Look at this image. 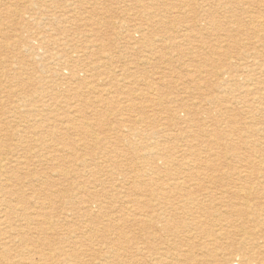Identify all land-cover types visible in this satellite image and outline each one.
I'll list each match as a JSON object with an SVG mask.
<instances>
[{"label": "bare ground", "instance_id": "bare-ground-1", "mask_svg": "<svg viewBox=\"0 0 264 264\" xmlns=\"http://www.w3.org/2000/svg\"><path fill=\"white\" fill-rule=\"evenodd\" d=\"M6 1H8V0H6ZM11 1H13V0H11ZM16 1H14V2H16ZM23 1H25V0H23ZM23 1H21V3ZM81 1H83V0H81ZM164 1L163 0L162 1L161 0H149L148 3H144V0H131V2L133 4H128L127 5L128 9H126V11L127 12L131 11L132 15H129L127 17L123 16V18L121 17V20H120V18H118L117 23L116 22H110L109 21L110 18H108V17L104 18L107 20V21H104L106 23V25L110 24L111 26H113L115 28H118L120 30L122 29V33H119V35H123V38L120 39V40H122L121 42L117 41V39L113 43H111V42L105 43L104 40L98 41L102 37V36H99L98 32H97V28H98L97 23L98 22L89 19V20H91V22H90V25L87 24L88 27L94 28V29H92V34L89 32L90 37L92 35V38L94 39V41H91V42H93L94 44L92 46H89V47H88V45L87 46H81V47L73 45V47L71 48V51H69L71 53L61 54V55L57 54L58 58H56V59L54 58L55 62L56 61H58L60 63L63 61L73 62L75 64L74 68H77V69L79 67H82V66L85 67V68H83V67L80 68V69H83L85 74H86L83 80L78 79V77L81 74L79 75L78 74L79 72L75 69L72 70L71 75L74 77L75 80L78 81V83L80 85H83L85 87V89L87 88L86 89L87 93L85 90L81 91V89H79V88H77L75 90V92H74L75 96L73 98L69 97V98H71V100H74V102H72L73 105L71 106V104H70V106L68 107L69 110H70V108L72 109L69 112L65 110L62 113H60L61 109L58 108L60 106V104H58V103L56 104V103L50 102V101H42V98H39L38 103L35 105V107L32 109V111H30L26 115L22 116V114H20V113H18V114L15 113L18 110V107L16 105L11 104L15 111H14V115L10 114V115H12L9 117L11 119L7 120V122H6L9 125H12L10 128L16 129V127H18L22 130L25 129V128H23L24 126H22L21 124L19 125L20 122L24 123L26 125L32 123V126L36 127V128L43 126V127H46L48 130L47 136L53 137L54 141L52 139H49L50 137L47 138V139H49V140H47V139H42L43 137L39 136L37 140L34 138L35 139V146L33 147L30 145V143L28 141H24L26 136H19L18 135V134H20V132L21 133H25V132H22L18 129L16 131L14 130L15 133L17 132V135L19 137H21L22 139L19 140L18 147L14 148V149H10V147L5 149V148H3V146L0 147V155L2 156V158L0 159V179H2L3 181L5 180L4 183H6L7 180L12 181V179L13 180L17 179L18 177L16 176L17 175L16 171L18 169H21V168L23 169L27 165V162H26L27 160H23V159L19 160L18 158L14 159V157H10V155H12V153L16 154V152H19V151H22L24 154H28V153L32 152V154H34L36 158H40L41 161L45 162L46 164H49L50 161H54L56 157L59 158V157L67 156L66 154L68 152H71V153H69V154H71V157L72 156L76 157L74 159L78 160L80 158L79 157L80 155H76V153L72 152V150L66 151L65 146H68V144H65L63 142L58 143L56 141V139L59 136H64L65 141L67 139H69V137L71 135L69 134L70 136L67 137V133L70 131V129H72L74 131L80 130L81 134H84L85 136L88 137V134H89L88 129L96 127L97 129L96 128L93 129L92 133L94 135L91 136L92 140H91L90 144L92 143L91 145H93L94 147L98 144H100V145L104 144V146L105 145L109 146L110 149L108 151L104 150V151L97 152V154H94V155L92 154L93 156H96L98 158V160L99 159L102 160V163H104V164L109 162L106 158H126L127 159L130 156H132L133 158H138V160L142 162V165H141V163H138L141 165L140 166L141 169H139V167H137V166L133 167V169L131 168V172H136V174L134 177L130 178L127 176V174H123L121 170L118 171V169H117L118 165H119V163H121L119 161H114L109 166H107L111 170H104V167H105L104 164L101 165L100 163H96V162H94V159H92V160H90V159L84 160L83 159L81 162L79 160V163H81V165L83 164L82 167H85L84 168L86 170V172L84 171L86 173L85 174V177H86L85 180H88L89 185L93 184L95 188L100 187V189H102L101 187L105 185V184H103V181H105L106 179H104L102 181L101 177L104 175V177L109 179V178L113 177L114 175H116V173L114 171H117L120 173V178H122V180L129 182L133 186V191H131L132 189H130L129 195H124L123 194L124 191L122 192L124 197H122L123 200H121V201H123L122 205L125 209V213H121L119 210L116 211L114 209L113 210L111 209L112 211H106L105 209H107L108 206L104 205L105 201L102 200L101 196L98 195L96 191H90V189H84L83 193L85 194V196H83V197H82V195H80L81 193L74 194V197L71 199L72 200V206L70 208V213L66 214V216L63 218H60L59 221L56 222V225H58V223H60V222L67 224V222L69 220H75V217L78 219L79 218L78 216L81 217L80 221H82L83 224L84 225L86 224V226H88V227L91 224H94L93 226L98 224L96 222H98L99 219H102L104 221V223L101 222L103 224L101 229H99V228L96 229V226L94 228L92 227V230H90V228L88 230L86 229V231H89L87 234L82 233L80 231V228H75L72 231L67 229L66 238L64 239L66 243H70V241H71L75 245L80 244L83 246L84 245L83 239L89 240L90 238H93L94 236H98V238H99V236L101 234H102L101 236L108 235L107 240L103 241V243H105V245L107 246L106 249L109 250L110 254L112 253L113 250L115 253H117L112 258V264H120L118 262L115 263V260L119 259L120 257L123 259H124V257H127L125 259H126V263H128V264L129 263L134 264L133 260L136 261V264H264V154L257 152L258 151L257 147H260V148L263 147L264 148V122L261 123V125L263 126V129H259L258 126L255 125L251 121H248L247 123H244V125L242 127H239L234 122L235 120H233L234 116H232V118H231V115H230V114H232V112H234V111L236 112L238 110L237 109L238 106H241L242 113L248 115L247 119H249V117H250L254 121V119H253L254 114L255 115H261L262 114L260 119L264 116V43L262 42L264 39L262 41H261V39H258V41L261 43L260 46L262 47V49L261 48H260V50L255 49L254 53L250 52L251 54L243 57V59L239 58V60L241 59V62L243 60L241 65L235 67V64L233 63L234 62L233 61L230 64V66H232L233 69L229 68L224 73L217 71V69L215 71L213 70L214 72L211 75L215 78V82L224 83L223 85H225L226 88H223V86H219V85L217 87H215L214 84L209 83L210 87H207V89L203 91L202 88L204 87V84L207 85L208 81H211L212 79L208 80L207 77L209 75L204 77L203 74L205 72L206 73H209V72L207 70L205 72H203L202 69L204 67L206 69V67L208 66V62H211V60L203 58L202 57L203 55L201 54L203 52H199V53L197 52V54H196V52H192L191 50L190 51L188 50L187 51L188 55L187 54L186 55L189 56V52H190V54H191L190 56L192 57L194 64L196 62L198 65L195 67V70L193 71L194 73L189 75V77H188L189 80L186 81L187 84L186 83L185 84L179 83L181 81V80L178 81L179 79L173 80L175 77L173 79L169 78V80H166V78H163L162 75H160L161 76L160 77L157 72H156V75L159 78L158 83L153 82V81L145 82L144 78L147 81V76H149L148 75L149 71H147V66L150 64L151 65L156 64V63H154V60H156L157 63H158V61L161 62V60H163V57H160L161 55H160V51H159L158 47H161L160 44L162 45V47L165 46L166 44H164V41L167 42L168 40H170L173 37L172 36L170 39H168L167 38L168 36L167 37L165 36V30L164 29H166L167 25H168V23L165 24L166 23L165 21L167 18H169V15L173 11V9H175V5L172 3L167 4L170 0L169 1L167 0L168 1V2H166L167 5H163L162 2H164ZM203 1H205V0H203ZM236 1L237 2L234 4L233 2H231V0H216L218 5L220 6V9H223V11H226L225 12L226 14H231L232 12L236 13L237 11H240L239 10L241 8L240 4H239V6H237L236 4L238 3V0H236ZM68 2H70V1H68ZM84 2H85V0H84ZM117 2H118V0H117ZM70 3H72V2H70ZM187 3H188V1L187 2L183 1V5L179 9L184 10L185 13L184 12L183 13L187 16L193 15L192 16L193 20L191 21V23L193 22V25H192L193 29L192 30L190 29V30L192 33H194V36L195 35H199V36L202 35V32H199V31L209 30L210 27L206 28L207 25L214 26L213 28H215V25L219 24V23L217 24L218 21H216V16H215L216 13L218 14L219 11L216 10L214 12H209V16H208L209 19L206 20L207 17L206 18L205 17L200 18L201 13L198 14V12L201 11V9L203 8V5L202 6L201 5L199 6V4L198 5H190V4L188 5ZM257 3H260V2H257ZM0 4H2L1 1H0ZM3 4H4V1H3ZM15 4H17V3H15ZM25 4H27V3H25ZM52 4H53V2H52ZM232 4L236 5L237 7L236 6L234 7ZM245 4L248 5V3H245ZM261 4H262V2H261ZM161 5L164 6L166 9L160 10ZM53 6H54V4H53ZM90 6H92V5H90ZM97 6H99V5H97ZM36 7H38V6H36ZM96 7H94L95 8L94 12L96 11L95 14L97 15L98 9ZM251 7L249 9H251ZM10 8H11V6H10ZM20 8H22V7H20ZM9 9L7 8V10H9ZM13 10H15V9H13ZM16 10H15V12H16ZM9 11L11 13V9ZM76 11H77V9H76ZM126 11L124 14H126ZM250 11L251 10H249V12ZM258 11H260V10H258ZM17 12H18V14L20 13L19 11H17ZM28 12H30V11H28ZM39 13H41V12H39ZM100 13H103V12H100ZM163 13H165V14H163ZM251 13L253 14V12H251ZM66 14L68 15V13H66ZM138 14H141V15H143V17L146 18L145 23L142 21L140 23L136 22V21H138V18H137V20H134V17H136ZM254 14L256 16V12ZM259 14L260 13H258V15ZM261 14L263 15V12ZM71 15H73V14H71ZM82 15L84 16V14H82ZM172 15H174V14H172ZM247 15H249V14H247ZM247 15H244V16H247ZM5 16H6V14H5ZM14 16L12 18H14ZM89 16H91V15L89 14ZM217 16L219 17V15H217ZM237 16H235V18ZM255 16H250L248 18L251 23H254L253 25H250V23H249L250 27L252 26V29L249 31L252 32V30H253V32L252 33L251 32H245V31H247V28H246V30H240L239 29L238 30L239 36L241 35V37H242V35H246L247 39H249L250 41H251L253 35H254L253 40H254V38L256 39V38L261 37V36L264 37V18L262 16V18L260 17L261 18L260 19L258 16H257L258 18ZM139 17H140V15H139ZM232 18H234V16H232ZM2 19L4 20L5 18L2 17ZM2 19H1V21H2ZM21 19H22V17H21ZM28 19H24L25 22ZM85 19H87V18H84V20L79 19L76 22L77 23L86 22ZM175 19H176V17H175ZM246 20H247V18H246ZM111 21H113V20H111ZM2 22H4V21H2ZM2 22H1V24H2ZM133 22H135L134 25H131ZM181 22H182V20H181ZM232 22L233 23L235 22V24H236V21H232ZM183 23H184V20H183ZM186 23H187V20H186ZM246 23H247V21H246ZM26 24H29V23H26ZM181 24L182 23H180V25ZM239 24L240 23L237 22V25L240 27ZM242 24H244V23H242ZM231 25H232V23H231ZM19 26H21V25H19ZM84 26H86V25H84ZM184 26H185V24H184ZM197 27H199L198 30H197ZM222 27H220V29ZM245 27L246 26H244V28ZM86 28H87V26H86ZM44 29H46V28H44ZM67 29H69V28H67ZM183 29L184 28H182V30ZM237 29H238V27H237ZM4 31H5V29H4ZM98 31H99V29H98ZM188 31H189V29H188ZM188 31H187V28L185 30H183L184 34L182 35V40H181L182 42L188 41V43H189V41L191 40V38H189L190 36L188 35L191 32L188 33ZM196 31H198V32H196ZM230 31H231V33H233L232 30H230ZM44 32H45V30H44ZM149 32L150 33L154 32L156 34L154 35V33H153V35H152ZM195 32L197 34H195ZM51 33H52V31H51ZM109 33L108 34L106 33V34L109 35ZM210 33H211V35H213L212 32H210ZM231 33H229V34H231ZM161 34H163V36L160 37ZM207 34H209V33H207ZM238 34H236V36ZM36 35H38V34H36ZM84 36H86V35H84ZM88 36H87V38H88ZM214 36H216L217 40L223 39V37H222L223 35H221V37H220L218 33H216ZM239 36H237L236 38L239 39ZM119 37H122V36H119ZM155 37L159 38L158 39L159 44L156 43L157 40H154ZM233 37H235V36L228 35V34L225 36V38H227L226 40H228V39L231 40ZM68 38H70V37H68ZM97 38H99V39L97 40ZM206 38H208V37H206ZM73 39L74 38L72 37V40ZM85 39H86V37H85ZM89 39L90 38H88V40ZM196 39H198V37ZM118 40H119V38H118ZM123 40H125V41L123 42ZM249 40H248V43L250 42ZM5 41H7V40H5ZM5 41H3V42L5 43ZM61 41H63V40H61ZM203 41H207V40L203 39ZM68 42H70V41H68ZM160 42H162V43H160ZM220 43L221 42L219 41L218 44H220ZM223 43H226V42H223ZM50 44H52V43H50ZM184 44L186 45V43H184ZM191 44H193V46L196 47V45H194V43L191 42ZM218 44H217V47H216V45L215 46L209 45V49H211L214 52V56H218L220 54L222 55L224 53L223 50H226V49H223L222 46H220ZM70 45H71V43H70ZM79 45H80V43H79ZM232 45L229 43L228 47H231ZM245 45H247V44H245ZM5 46H6V44H5ZM181 47L182 46H179V48H181ZM172 48H173V46H172ZM198 48H200V47H198ZM202 48L206 49V44L203 45ZM225 48H227V47H225ZM67 49H69V48L67 47ZM174 49H176V47ZM196 50H197V48H196ZM167 51H165V52H167ZM185 51H183V53H182L183 55H184ZM198 51H200V50L198 49ZM249 51H251V49ZM25 52H26V50H25ZM40 52H42V51L40 50ZM125 53H129V55L133 54V53H137V55H135V54H133V55L138 56V57L135 59L134 63L132 64L133 67H131V66L127 67L123 63H122L123 66H119L122 69L124 67H126V70L123 69L122 73H120V72L118 73V74H120V79H118V77L114 74V72H111L112 70L109 71V66L111 67L115 63L119 64L120 61L122 60L123 54H125ZM29 54L35 55L36 53L34 54V52L32 53L31 51H29ZM157 54H159V57H157ZM209 54H211V53H209ZM175 55L176 54H174V56ZM211 55H213V54H211ZM234 55L237 57V54H234ZM219 57H221V56H219ZM39 58L37 56V59H39ZM153 58H154V60H153ZM216 58H218V57H216ZM171 59H168L167 61H164L165 60L164 59L163 60L164 64H166V63L171 64ZM229 59H230V54L226 53L224 60H227V62L229 63V61L231 60V59L230 60ZM52 60H53V58H52ZM182 60L185 61L184 59H182ZM181 61H179V62H181ZM216 61H217L216 59L213 60V62H216ZM220 61H221L220 63L223 62L222 60H220ZM189 62H190V59H189ZM191 63H189V64H191ZM53 64H54V62H53ZM164 64L162 63V65H164ZM223 64H222V66H223ZM49 65H51V64H49ZM57 65L60 66L62 64L58 63ZM70 65H71V63H70ZM67 66H68V64H67ZM158 66L159 65H157V67H156L157 69H158ZM176 66H178V65H176ZM46 67H48V66H46ZM186 67H187V65H186ZM186 67H183V68H186ZM188 67H189V65H188ZM188 67H187V69H188ZM61 68H63V67H61ZM86 68H88L89 70H85ZM177 68H176V72H178ZM213 68H216V67H213ZM153 69H155V68L153 67ZM190 69H191V66H190ZM207 69H208V67H207ZM249 69H251V70L255 69L254 72L258 71V74L262 75V77L259 78L257 76V78H254L255 75L254 76L245 75V73H249L248 71H246ZM106 70H108L107 71L108 74L112 75V77H110V79H108V80H111L110 82H112V81L114 82L113 87H115V89L111 88V90H112L111 91L109 89V87L110 86L112 87V85H110L108 87V84H107V87L110 90V92L107 90L106 92L99 93V91H98V86H99V82H100L99 80L102 79L101 77H103V75L106 76V74H107L105 72ZM62 71H65V70H62ZM211 71H212V69H211ZM55 72H56V70H55ZM59 72H61V71H59ZM67 72H69V71H67ZM254 72H253V74H256ZM183 73H185V72H183ZM183 73H182V76H183ZM190 73H192V72H190ZM62 74H64V73H62ZM162 74H164V73H162ZM167 74H165V75H167ZM110 75H108V76H110ZM140 75H141V78L139 79L138 76H140ZM184 75H186V74H184ZM20 76H21V73H16L14 76H12V79L17 80ZM64 76H63V78H64ZM105 76H104V78H105ZM108 76H106L105 80L107 79ZM164 77H166V76H164ZM225 78H227V79L225 80ZM19 79L17 81H19ZM29 79H30V81L25 85L23 84L24 86H26V85L32 86L31 84H33V83L38 85L37 81L35 80V78L32 77V75H30ZM64 79H66V78H64ZM128 79H131L133 82H131V81L127 82ZM183 79H184V76H183ZM59 82H61V81H59ZM23 83H25V82H23ZM112 83H110V84H112ZM134 83H137V84L135 86H129L130 84H134ZM20 85H22V84H20ZM51 85H54V84H51ZM180 85H182V86H180ZM232 85L238 86L237 89L233 90V88L230 87ZM38 87L40 89L41 94L42 93L43 94L44 93L50 94L46 97H50V98L54 97L51 100H56V97L58 96L57 94L59 92L57 93V91L54 90L53 87L48 86L46 81H45V84H42ZM107 87H106V89H107ZM65 88H64V90H65ZM102 88H105V87H102ZM119 88H120V90L121 89L123 90L120 93L118 92ZM172 88L183 89L184 90V91L182 90L183 95L186 94V95L190 96L191 94H193V95L197 94V97H193V99H191V98L186 99L185 96H182V97H180L179 95L174 96L170 93V96L166 95L164 97V99H162V97L159 94H162V96H163V92L165 90L169 91ZM219 88H222V90L217 91V89L219 90ZM172 92H175V91H172ZM234 92H236L235 95L231 96V94H233ZM16 93H17V91L15 90L14 94L17 95ZM35 93H37V91H35ZM116 93H118L119 96L113 95ZM63 94H65V93H63ZM92 94H95L96 96L94 98H91L89 95H92ZM13 97H15V96H13ZM24 97H26V96L24 95ZM36 97H38L37 94H36ZM183 98L186 100H184ZM12 99H14V98H12ZM27 100L25 98L18 100L17 102H18L19 107H25L24 103ZM32 100H34V99H32ZM164 100H166V104L164 103ZM64 102H65V100H64ZM109 105L111 106L110 109H112V111H110V112H112L111 113L112 115L110 114L111 116H109L108 118L114 116L113 120L117 124H115L114 127H109V125H108V128H104L105 125L99 123V118L102 117V111L101 110L105 109V111H106V108ZM56 106H58L57 107L58 109H56L54 112V108ZM92 107H94L98 110H95V109L90 110ZM64 109H66V108H64ZM165 111H169V113H170V117L168 118V120L170 122L164 123V121H165L164 120L162 127H166V128L159 130L158 128H156L155 125L156 124L158 125V123L161 121V115H163V113H165ZM11 112H13V111H11ZM106 113L107 112H105V114ZM134 114H137L138 118ZM121 115H122V117H121ZM94 116H97V118L91 119ZM164 116H165V114H164ZM165 117H167V114ZM200 117H201V120H199ZM25 118H27V119H25ZM164 119H166V118H164ZM257 119H259V118H257ZM196 121L202 122L203 125H204V123H208V124H210V126L205 124L204 128L206 127V129L202 130L201 126L198 127V129H197V128H195V127H197L196 124H192V123H195ZM14 124L16 127L14 126ZM159 124H160V128H161V123H159ZM181 124H184L186 126V128H185V126L183 128L180 127ZM258 124H259V122H258ZM110 126H111V124H110ZM50 127H54V128H50ZM149 127H152L153 130L150 129ZM212 127H215V128L211 129ZM56 128H58L59 131H55L54 129H56ZM64 128L67 129L66 132H63ZM0 129H2V128H0ZM172 131H178L179 133L183 134L181 136V141L183 142L182 145H176V144L172 145L171 144L172 146H168L169 143L173 142V139L175 137V135L170 134V132H172ZM48 132H51V133H48ZM236 132L238 134H240L241 136H244V138L246 140L245 144L243 143V145L241 144L239 146L238 145L239 143L236 144L235 142H233L234 139L232 141L225 139L226 142L224 141L222 143L220 141L221 143L217 144L218 145L217 148L220 149L221 151H226L227 155L229 154L231 157H233L235 159V162H238L240 164V166L238 165L239 167L231 173H230V171L229 172H222L216 168V166H217L216 163L210 159L212 157H215L218 160H220L221 159L220 154L222 152L219 154L218 152H216L214 150V147L210 146V144L207 146V148H202L201 147L202 142L207 141L210 143L213 138L216 139V138H222V137H232V136H234V134ZM56 133L59 134V136ZM90 135H92V134L90 133ZM32 137H34V136H32ZM81 138L78 140H75V141H80L81 143H83V144H81V146H82V148H85L86 145L83 142L84 139L83 138L81 139ZM2 139H4V137ZM59 139L62 140V137H59ZM242 139L243 138L241 137L240 140H242ZM86 140H87V138H86ZM217 141H219V139ZM0 142H1V138H0ZM32 142H34V140ZM195 142L198 144H195ZM118 143H123L126 146H123L124 148L121 150L118 146ZM149 143L152 145H149ZM73 144H75V143L73 142ZM59 145H63L62 146L63 148L61 146L59 147ZM129 145H133V147H130ZM125 147H128V149ZM263 148H262V150H263ZM102 149H103V147H102ZM88 151H90V150H88ZM241 151H243V152H241ZM141 153H143V154H141ZM203 153H205V154H203ZM214 155H216V156H214ZM254 156H256V157H254ZM24 158H27V157L24 156ZM68 158H70V157H68ZM30 160H32V159H30ZM223 160H224V158H223ZM91 161H92L93 165L95 166L94 168L91 167L92 164L90 165ZM72 162L73 161L70 159L67 161L68 164H71ZM160 163H162L161 166H159ZM72 164L69 167H73L74 164L73 165ZM51 166L53 168V165H51ZM69 167H68V169H69ZM54 168H55V165H54ZM101 168H102V170H101ZM162 168H164V171H162ZM172 168H174L173 171H172ZM58 169L55 168L54 170L59 175L60 174L62 176L67 175V172H65L64 170H60V168H58ZM47 171L48 170L46 169V172ZM50 172H51V170H50ZM101 173H103V174H101ZM32 176H35V175H32ZM42 177H43V174H42ZM57 177H59V176H57ZM38 179H39V176H38ZM48 179H49V176H48ZM64 180H66V179H64ZM67 181L70 182L69 180H67ZM26 182H29V181H26ZM127 182H126V185L128 184ZM64 183H65V181H64ZM64 183H63V185H64ZM12 185H14V184H12ZM112 185H114V184H112ZM21 186H20V188H21ZM70 186H68V187H70ZM80 186H82V185H80ZM17 187H18V185H17ZM68 187H67V189H68ZM110 187H111V185H110ZM129 187H131V186H129ZM82 188H83V186H82ZM87 188H89V186H87ZM9 190L6 191L5 193L9 196H14L16 198L15 201H16L17 205H14L13 203L12 204L9 203V200L0 201V206H3V205L6 206V209L8 210L9 215L20 214L22 217H24V220L27 221V223L30 226L31 225L35 226V227H33L34 229L37 227L35 230L40 231V233L42 235H44V236L55 235L54 233H55L56 229H55V227H53L55 225L54 222L52 223V221H49L50 218L48 217V214H46L45 211H44L45 212V214H44V212L42 211L44 209V208L42 209V205H45V203L43 204V203H40L39 201H37V200H39V197H41V196H37L39 193L35 194L34 192H32L34 194L32 196H30L29 198H27L24 195L26 193L23 192L24 193L23 194L20 189L16 190V191H9ZM82 190L83 189H81V191ZM2 191H5V189H3ZM117 191H118V188H117ZM44 192H45V190H44ZM46 192H47V190H46ZM109 192H111V191H109ZM64 193H66V191L63 192V194ZM69 193H71V190ZM111 193H109L110 196H111ZM52 194H53V192H52ZM44 195L45 194H43V197H44ZM56 196L59 197L60 195H56ZM116 196H117V194H116ZM48 197H49V200H48L49 202L48 201L47 202L48 203L52 202V201H50V197H52V196L47 195V198ZM65 200H66V198H65ZM32 201L33 202L35 201L34 203L36 206L39 205L38 209H32V207H30V204ZM52 203L50 206H53ZM56 203H57V201H56ZM18 204H20V207H18ZM57 205H55V206H57ZM62 206H63V203H62ZM50 208H52V207H50ZM120 209H122V207H120ZM55 210L56 209H54V211ZM114 211H116V212L112 213ZM49 212H51V211L49 210ZM54 214H56V213H54ZM53 216H55V215H53ZM85 218H89V219L84 220ZM9 220H10V218L5 219V221L3 220L4 221L3 224H1V226L5 225L6 230H11V231H10V234H8V232L2 234L3 242L1 243V246H2L3 252L1 253L0 259L5 260L6 257L8 256L7 254H9V252L12 250V248L14 246H16L17 243L19 245H24L27 247L28 252H26V254L28 256L34 255L36 257H40L44 261L43 264H48V263L49 264L50 263H53V264H73L74 260L79 258L75 252L74 255H70L72 253H70L69 255H66L63 253L64 254L63 259L61 258L59 260L58 259L59 257L56 259L57 256H55V254L48 252V250L52 249L51 243L45 241L46 243L43 242L39 246H34L31 242L32 241L31 239H28L27 237H23L25 234L24 231H23V233H24L23 235L19 232H17V234L13 233V232L17 231L16 229H14L17 226H14V224L11 223ZM55 221H56V219H55ZM17 224H19V223H17ZM1 226H0V231L2 230ZM133 227H137V230L139 231L138 232L139 237L137 238L135 236V238L139 240L138 241L139 243L137 246V251H136V254L138 253V260L135 258L136 256H134L131 252L132 249L134 248L135 244H133V242L130 241L131 239H129L127 236L128 234L133 235L131 232V228L133 229ZM134 231L136 232V230H134ZM79 233H80V235H79ZM18 236H20V237H18ZM58 236H60V235H58ZM17 238H20V240L19 239L17 240ZM124 243L127 244V247H129V249L125 248V251H124L125 253L122 254L120 252L121 251L120 249L122 247L124 248V246H123ZM56 244H57V242H56ZM99 249H101V248H99ZM46 251H47V254H46ZM80 251H81V249H80ZM61 252H63V251L61 250ZM81 252L84 253V251H81ZM23 253H24V251L18 252L20 257L23 255ZM15 256H16V254H15ZM30 259H32V258H30ZM9 260H11V259H9ZM31 261L33 262V260H31ZM32 262H30L29 264L35 263V262L34 263H32ZM100 262H102V261H100ZM39 263H42V262L40 261ZM107 264H109V263H107ZM122 264H123V262H122Z\"/></svg>", "mask_w": 264, "mask_h": 264}, {"label": "rangeland", "instance_id": "rangeland-1", "mask_svg": "<svg viewBox=\"0 0 264 264\" xmlns=\"http://www.w3.org/2000/svg\"><path fill=\"white\" fill-rule=\"evenodd\" d=\"M1 1V3L2 4H0V25L2 26H0V128H2V129H0L1 131H0V138H1V142H0V147H2L3 146V148H9L10 147V149H14V148H16V147H18V145H19V140L20 139H22L21 137H19V136H26V138H25V140L24 141H28L29 143H30V145L31 146H35V139L37 140L38 139V137L39 136H42L43 138L42 139H47V138H49L50 136H47V128L46 127H38V128H36V127H33L32 126V123L31 124H24V123H19V125L21 124L22 126H24L23 128H25V129H20V128H18V127H16L15 126V124H14V126L16 127V129L15 128H10L12 125H9L8 123H6L7 122V120H9V119H11V118H9L10 116H12V115H10V114H13L14 115V108L12 107V105H16L17 107H18V110L15 112L16 114H18V113H20V114H22V116H24V115H26L28 112H30V111H32V109L35 107V105L38 103V101H39V98H42V101H50V102H54V103H58V104H60V106L58 107V106H56L55 108H54V112H55V110L56 109H58V108H60L61 110H60V113H62L63 111H71L72 109L70 108V110L68 109V107L70 106V104H71V106L73 105L72 104V102H74V100H71V98H73L74 96H75V90L77 89V88H79V89H81V91H83V90H85L86 91V89H85V87L83 86V85H80L79 83H78V81L77 80H75L74 79V77L71 75V73H72V70H77L79 73V77H78V79L79 80H83L84 79V77H85V72H84V70L83 69H80V68H82V67H79L78 69L77 68H74V66H75V64L73 63V62H69V61H63V62H58V61H56L55 62V60H54V58L56 59V58H58V56H57V54H59V55H61V54H69V53H71V52H69V51H71V48L73 47V45H76V46H78V47H81V46H87L88 45V47L89 46H92L94 43L93 42H91V41H94V39L92 38V35H91V37H90V33L92 34V29H94V28H91V27H88V25L87 24H89L90 25V22H91V20H93V21H96V22H98L97 24V32H98V35L99 36H102L100 39L99 38H97V40L98 41H103L104 40V42L105 43H109V42H111V43H113V42H115L116 41V39H117V41H119V42H121L122 40H120L121 38H123V35H119V33H122V29L120 30V29H118V28H115V27H113V26H111L110 24L109 25H106V23L104 22V21H107L106 19H104V18H106V17H108V18H110L109 19V21L110 22H116L117 23V20H118V18H120V20H121V17L123 18V16H129V15H132V13H131V11L130 12H127L126 11V9H128L127 8V5L128 4H133L132 2H131V0H118V2H117V0H85V2H84V0L83 1H81V0H25V1H23V0H13V1H11V0H8V1H6V0H0ZM3 1H4V4H3ZM14 1H16V2H14ZM20 1V2H19ZM21 1H23L22 3H21ZM27 1V2H26ZM68 1H70V2H72V3H70V2H68ZM74 1V2H73ZM77 1V2H76ZM114 1V2H113ZM148 1L149 0H144V3H148ZM162 1V0H161ZM164 1V0H163ZM169 1V0H168ZM167 0H165L164 2H162L163 3V5H167V4H169V3H172V4H174L175 5V9H173V11L171 12V16L169 15V18H167L166 19V23L165 24H167L168 23V25H167V28L166 29H164L165 30V36L168 38V39H170L172 36V38L170 39V40H168L167 42L166 41H164V44H166L165 46H163L162 47V45L160 44V46L161 47H158V49H159V51H160V57H163V60L164 61H167L168 59H171V64H164V61L163 60H161V62L160 61H158V63H157V61L156 60H154V58H153V60H154V63H156L157 65H159L158 66V69L156 68L157 67V65L156 64H154V65H148L147 66V71H149V73H148V75L149 76H147V81H146V79L144 78V80H145V82H149V81H153V82H157L158 83V77H157V75H156V72L158 73V75L160 76V75H162L163 76V78H166V80H169V78L170 79H173L174 77V79L173 80H176V79H179L178 81H180L179 83H186V81H188L189 79H188V77H189V75L190 74H193L194 72V70H195V67L198 65L196 62H195V64H194V62H193V59H192V57L190 56L191 54H190V52H189V56H187L188 54H187V51L189 50H191L192 52H196V54H197V52L199 53V52H203V53H201L203 56V58H206V59H210L211 60V62H208V69H207V67H206V69H205V67L202 69V71L203 72H205L206 70L209 72V73H204L203 75H204V77H206L207 75H209L207 78H208V80H211V81H208V84L207 85H205L204 84V87L202 88L203 89V91L204 90H206L207 89V87H210V84L209 83H212V84H214L215 85V87H217L218 85L219 86H223V88H226V86L225 85H223L224 83H221V82H215V78L211 75L216 69H217V71H220V72H222V73H224V72H226L229 68H231V69H233V67L232 66H230V64H231V62H233L234 64H235V67L236 66H239V65H241L242 64V62H243V60H242V62H241V59H243V57H245V56H247V55H249V54H251V53H254V51H255V49H258V50H260V48L262 49V47L260 46L261 45V43L258 41V39H261V41L264 39V37L263 36H261V37H258V38H254V40H253V37H254V35H253V37H252V39H251V41L249 40V39H247V37H246V35H242V37H241V35L239 36V34H238V30L240 29V30H246V28H247V31H245V32H251V31H249V30H251L252 29V26L250 27V25H253L254 23H251L250 22V20L248 19L250 16H255V12H256V16L255 17H261L262 18V16H263V18H264V0H238V3L236 4L237 6H239V4H240V11H237L236 13H231V14H226L225 12L226 11H223V9H220V6L218 5V3L216 2V0H205V1H201V0H183L184 2H187L188 1V5L190 4V5H198L199 4V6L201 5H203V10L201 9V11H199L198 12V14H200L201 16H200V18H202V17H207L206 18V20H208L209 18H208V16H209V12H214V11H219L218 12V14L216 13V21H218L217 22V24L218 25H215V28H213L214 26H209V25H207L206 26V28H209L210 27V31L209 30H204V31H199V32H202V35H195L194 36V33H192L191 32V30L193 29V22L191 23V21L193 20V18H192V16L193 15H190V16H187V15H185L184 13H185V11L184 10H180L179 8H181L182 7V5H183V1L182 0H170L169 2H168ZM174 1V2H173ZM12 4H11V3ZM14 2V3H13ZM34 2V3H33ZM52 2H53V4H54V6H53V4H52ZM59 2V3H58ZM79 2V3H78ZM127 2V3H126ZM166 2H168L167 4H166ZM231 2H233L234 4L237 2L236 0H231ZM255 2V3H254ZM257 2H260V3H257ZM261 2H262V4H261ZM15 3H17V4H15ZM24 3V4H23ZM25 3H27V4H25ZM45 3V4H44ZM72 5H70V4ZM120 3V4H119ZM161 3V4H162ZM245 3H248V5L247 4H245ZM58 4V5H57ZM82 4V5H81ZM108 4V5H107ZM122 4V5H121ZM254 4V5H253ZM4 5V6H3ZM7 5V6H6ZM21 5V6H20ZM23 5V6H22ZM57 5V6H56ZM63 5V6H62ZM90 5H92V6H90ZM97 5H99V6H96ZM233 5V4H232ZM236 5H233L234 7L236 6ZM247 5V6H246ZM10 6H11V8H10ZM36 6H38V7H36ZM69 6V7H68ZM88 6V7H87ZM126 6V7H125ZM178 6V7H177ZM236 6V7H237ZM244 6V7H243ZM251 7V9H249L250 7ZM259 6V7H258ZM4 7V8H3ZM19 7V8H18ZM20 7H22V8H20ZM28 7V8H27ZM62 7V8H61ZM94 7H96L97 9H98V16L95 14L96 13V11L94 12ZM178 9H177V8ZM257 7V8H256ZM7 8L9 9H11V13H10V9L9 10H7ZM17 9L16 10V12H15V10H13V9ZM65 10H64V9ZM84 8V9H83ZM255 8V9H254ZM6 9V10H5ZM21 9V10H20ZM27 9V10H26ZM55 9V10H54ZM63 9V10H62ZM76 9H77V11H76ZM89 9V10H88ZM91 9V10H90ZM114 9V10H113ZM164 9H166L164 6H160V10H164ZM177 9V10H176ZM212 9V10H211ZM260 10V11H258V10ZM71 10V11H70ZM74 10V11H73ZM100 10V11H99ZM104 10V11H103ZM207 12H206V11ZM242 10V11H241ZM249 10H251L250 12H249ZM256 10V11H255ZM9 11V12H8ZM13 11V12H12ZM17 11H19L20 13L18 14V12ZM28 11H30V12H28ZM41 12V13H39V12ZM50 11V12H49ZM84 11V12H83ZM107 11V12H106ZM112 11V12H111ZM123 11V12H122ZM125 11H126V14H124L125 13ZM2 12V13H1ZM7 12V13H6ZM38 12V13H37ZM92 12V13H91ZM100 12H103V13H100ZM110 12V13H109ZM115 12V13H114ZM184 12V13H183ZM240 12V13H239ZM251 12H253V14L251 13ZM263 12V15L261 14ZM35 13V14H34ZM66 13H68V15L66 14ZM75 13V14H74ZM131 13V14H130ZM180 13V14H179ZM221 13V14H220ZM258 13H260L259 15H258ZM5 14H6V16H5ZM26 14V15H25ZM33 14V15H32ZM71 14H73V15H71ZM82 14H84V16L82 15ZM89 14L91 15V16H89ZM109 14V15H108ZM163 14H165V13H163ZM172 14H174V15H172ZM179 14V15H178ZM184 14V15H183ZM239 14V15H238ZM247 14H249V15H247ZM251 14V15H250ZM11 15V16H10ZM14 16V18H12L13 16ZM28 15V16H27ZM35 15V16H34ZM43 15V16H42ZM80 15V16H79ZM95 15V16H94ZM102 15V16H101ZM139 15H140V17H139ZM217 15H219V17L217 16ZM238 15V16H237ZM244 15H247V16H244ZM262 15V16H261ZM97 16V17H96ZM232 16H234V18H232ZM235 16H237L236 18H235ZM2 17L3 18H5L4 20L2 19ZM21 17H22V19H21ZM87 18V19H85V21L86 22H82V23H77L76 21L77 20H79V19H83L84 20V18ZM90 17V18H89ZM175 17H176V19H175ZM198 17V16H197ZM257 17V18H258ZM16 18V19H15ZM29 18V19H28ZM45 18V19H44ZM69 18V19H68ZM72 18V19H71ZM99 18V19H98ZM107 18V19H108ZM112 18V19H111ZM137 18H138V21H136V22H138V23H140L141 21L142 22H146V18L145 17H143V15H141V14H138L136 17H134V20H137ZM174 18V19H173ZM178 18V19H177ZM182 18V19H181ZM186 18V19H185ZM246 18H247V20H246ZM260 18V19H261ZM1 19H2V21H4V22H2L1 21ZM18 19V20H17ZM24 19H28L26 22H25V20ZM44 19V20H43ZM71 19V20H70ZM89 19H91V20H89ZM101 19V20H100ZM144 19V20H143ZM234 19V20H233ZM239 19V20H238ZM39 20V21H38ZM70 20V21H69ZM98 20V21H97ZM111 20H113V21H111ZM174 20V21H173ZM181 20H182V22H181ZM183 20H184V23H183ZM186 20H187V23H186ZM241 20V21H240ZM101 21V22H100ZM189 21V22H188ZM232 21H236V24H235V22L233 23ZM246 21H247V23H246ZM1 22H2V24H1ZM72 22V23H71ZM237 22H239L240 24V27L237 25ZM244 23V24H242V23ZM26 23H29V24H26ZM41 23V24H40ZM62 23V24H61ZM77 23V24H76ZM103 23V24H102ZM134 23L135 22H133L131 25H134ZM180 23H182L181 25H180ZM189 23V24H188ZM191 23V24H190ZM229 23V24H228ZM231 23H232V25H231ZM249 23H250V25H249ZM13 24V25H12ZM100 24V25H99ZM184 24H185V26H184ZM19 25H21V26H19ZM23 25V26H22ZM40 25V26H39ZM70 25V26H69ZM84 25H86L87 26V28H86V26H84ZM137 25V24H136ZM248 25V26H247ZM13 28H12V27ZM30 26V27H29ZM39 26V27H38ZM45 26V27H44ZM50 26V27H49ZM74 26V27H73ZM191 28H190V27ZM223 26V27H222ZM235 26V27H234ZM244 26H246L245 28H244ZM27 27V28H26ZM76 27V28H75ZM85 27V28H84ZM107 27V28H106ZM189 27V28H188ZM217 27V28H216ZM220 27H222L221 29H220ZM234 27V28H233ZM237 27H238V29H237ZM44 28H46V29H44ZM67 28H69V29H67ZM81 28V29H80ZM106 28V29H105ZM182 28H184L183 30H185L186 28H187V31H188V29H189V31H188V33L189 32H191V33H189L188 35L190 36L189 38H191V42L192 43H194V45H196V47L195 46H193V44H191V42L189 41V43H188V41H185V42H182L181 40H182V35L184 34V32H183V30H182ZM198 28L199 27H197V30H198ZM219 28V29H218ZM244 28V29H243ZM4 29H5V31H4ZM15 29V30H14ZM98 29H99V31H98ZM111 29V30H110ZM191 29V30H190ZM228 29V30H227ZM236 29V30H235ZM22 30V31H21ZM33 30V31H32ZM42 30V31H41ZM44 30H45V32H44ZM81 32H80V31ZM85 30V31H84ZM114 30V31H113ZM173 30V31H172ZM216 30V31H215ZM230 30H232V32L233 33H231V31ZM4 31V32H3ZM39 31V32H38ZM51 31H52V33H51ZM181 31V32H180ZM222 31V32H221ZM236 31V32H235ZM2 32V33H1ZM41 32V33H40ZM48 32V33H47ZM56 32V33H55ZM90 32V33H89ZM110 32V33H109ZM183 32V33H182ZM196 32H198V31H196ZM195 32V34H197ZM205 32V33H204ZM209 33V34H207V33ZM210 32H212V34L213 35H211V33ZM252 32H253V30H252ZM251 32V33H252ZM100 33V34H99ZM109 33V35H107V34ZM150 33V32H149ZM153 33L154 32H151L150 34H152L153 35ZM216 33H218L219 34V36L221 37V35H223L222 37H223V41L222 40H217V38H216V36H214ZM224 33V34H223ZM229 33H231V34H229ZM2 34V35H1ZM36 34H38V35H36ZM56 34V35H55ZM71 34V35H70ZM156 33H154V35H155ZM179 34V35H178ZM181 34V35H180ZM233 35V36H235V37H233L231 40L230 39H228V40H226L227 38H225V36L226 35ZM236 34H238L237 36H239V39L238 38H236L237 36H236ZM83 35V36H82ZM84 35H86V36H84ZM89 35V36H88ZM115 35V36H114ZM151 35V36H152ZM171 35V36H170ZM205 35V36H204ZM225 35V36H224ZM54 36V37H53ZM67 36V37H66ZM77 36V37H76ZM87 36H88V38H90L89 40H88V38H87ZM106 36V37H105ZM119 36H122V37H119ZM161 36H163V34H161L160 35V37ZM65 37V38H64ZM68 37H70V38H68ZM72 37L74 38L73 40H72ZM76 37V38H75ZM85 37H86V39H85ZM198 37V39H196ZM206 37H208V38H206ZM241 37V38H240ZM256 37V36H255ZM44 38V39H43ZM118 38H119V40H118ZM177 38V39H176ZM225 38V39H224ZM230 38V37H229ZM3 39V40H2ZM11 39V40H10ZM13 39V40H12ZM19 39V40H18ZM46 39V40H45ZM52 39V40H51ZM59 39V40H58ZM93 39V40H92ZM159 38H157V37H155L154 38V40H157V42L156 43H158L159 44V40H158ZM161 39V38H160ZM195 39V40H194ZM203 39L204 40H207V41H203ZM5 40H7V41H5ZM23 40V41H22ZM39 40V41H38ZM58 40V41H57ZM61 40H63V41H61ZM174 42H173V41ZM234 40V41H233ZM246 40V41H245ZM248 40L250 41L249 43H248ZM3 41H5V43L3 42ZM35 41V42H34ZM68 41H70V42H68ZM79 41V42H78ZM125 40H123V42H124ZM181 43H180V42ZM201 41V42H200ZM221 42L220 44H218V42ZM244 41V42H243ZM3 42V43H2ZM23 42V43H22ZM212 42V43H211ZM223 42H226V43H223ZM239 44H238V43ZM258 42V43H257ZM263 43H264V40L262 41ZM26 43V44H25ZM50 43H52V44H50ZM70 43H71V45H70ZM79 43H80V45H79ZM160 43H162V42H160ZM170 43V44H169ZM179 45H178V44ZM184 43H186V45L184 44ZM200 43V44H199ZM229 43L232 45L233 43V45L231 46V47H228L229 46ZM254 45H253V44ZM5 44H6V46H5ZM18 44V45H17ZM31 44V45H30ZM176 44V45H175ZM190 44V45H189ZM206 44V49H203L202 48V46L203 45H205ZM217 44L218 45H220V46H222V48L223 49H226V50H223L224 51V53L221 55H218V56H214V52L211 50V49H209V45H213V46H215L216 45V47H217ZM245 44H247V45H245ZM45 45V46H44ZM173 46V48H172V46ZM175 45V46H174ZM226 45V46H225ZM11 46V47H10ZM21 46V47H20ZM66 46V47H65ZM179 46H182L181 48H179ZM227 47V48H225V47ZM252 46V47H251ZM258 46V47H257ZM260 46V47H259ZM19 47V48H18ZM48 47V48H47ZM67 47L69 48V49H67ZM169 47V48H168ZM176 47V49H174ZM184 47V48H183ZM190 49H189V48ZM195 47V48H194ZM198 47H200V48H198ZM254 47V48H253ZM53 48V49H52ZM192 48V49H191ZM196 50V48H197V50L195 51L194 49ZM163 49V50H162ZM169 49V50H168ZM172 51H171V50ZM198 49L200 50V51H198ZM209 49V50H208ZM238 49V50H237ZM251 49V51H249ZM16 50V51H15ZM25 50H26V52H25ZM40 50L42 51V52H40ZM63 50V51H62ZM168 50V51H167ZM175 50V51H174ZM186 50V51H185ZM257 50V51H258ZM14 51V52H13ZM29 51H31L32 53L34 52V54L35 55H30L29 54ZM53 51V52H52ZM67 51V52H66ZM165 51H167V52H165ZM183 51H185L184 52V55L182 54L183 53ZM222 51V52H223ZM226 51V52H225ZM59 52V53H58ZM132 52V51H131ZM232 52V53H231ZM246 52V53H245ZM251 52V53H250ZM261 52V51H260ZM7 53V54H6ZM176 54L175 56H174V54ZM209 53H211V54H213V55H211V54H209ZM226 53H229L230 54V61H229V63L227 62V60H224L225 59V55H226ZM248 53V54H247ZM50 54V55H49ZM133 54H135V55H137V53H133ZM133 54H130L129 55V53H125V54H123V57H122V60L120 61V63L118 64V63H115L113 66H109V71H111V72H114V74L118 77V79H120V74H118L119 72L120 73H122L123 72V69H125L126 70V67H124L123 69L121 68V67H119V66H123V64L124 65H126L127 67H133V63H134V61H135V59L138 57V56H135V55H133ZM168 54V55H167ZM182 54V55H181ZM187 54V55H186ZM234 54H237V57L234 55ZM22 55V56H21ZM41 55V56H40ZM181 55V56H180ZM211 55V56H210ZM241 55V56H240ZM37 56H38V58L39 59H37ZM180 56V57H179ZM183 56V57H182ZM206 56V57H205ZM213 56V57H212ZM219 56H221V57H219ZM157 57H159V54H157ZM170 57V58H169ZM176 57V58H175ZM216 57H218V58H216ZM52 58H53V60H52ZM126 60H125V59ZM190 59V62H189V59ZM233 58V59H232ZM235 58V59H234ZM239 58H241L240 60H239ZM26 61H25V60ZM35 59V60H34ZM132 59V60H131ZM134 59V60H133ZM182 59H184L185 61H183ZM188 59V60H187ZM217 60L216 62H213V60ZM21 60V61H20ZM31 60V61H30ZM129 60V61H128ZM182 60V61H181ZM220 60H222L223 62L222 63H220L221 61ZM127 61V62H126ZM132 61V62H131ZM156 61V62H155ZM179 61H181V62H179ZM22 62V63H21ZM26 62V63H25ZM43 62V63H42ZM53 62H54V64H53ZM160 62V63H159ZM184 62V63H183ZM192 62V63H191ZM219 62V63H218ZM25 63V64H24ZM29 63V64H28ZM40 63V64H39ZM45 63V64H44ZM62 64V65H60V66H58L57 64ZM70 63H71V65H70ZM123 63V64H122ZM130 63V64H129ZM162 63L164 64V65H162ZM174 63V64H173ZM187 63V64H186ZM189 63H191V64H189ZM224 63V64H223ZM10 64V65H9ZM49 64H51V65H49ZM56 64V65H55ZM67 64H68V66H67ZM187 65V67H188V65H189V67H188V69H187V67H186V65ZM215 64V65H214ZM222 64H223V66H222ZM9 65V66H8ZM29 65V66H28ZM167 65V66H166ZM176 65H178V66H176ZM184 65V66H183ZM46 66H48V67H46ZM52 66V67H51ZM67 66V67H66ZM165 66V67H164ZM190 66H191V69H190ZM9 67V68H8ZM16 67V68H15ZM56 67V68H55ZM61 67H63V68H61ZM72 67V68H71ZM153 67L156 69H153ZM174 67V68H173ZM179 69H178V68ZM183 67H186V68H183ZM213 67H216V68H213ZM50 68V69H49ZM83 68H85V67H83ZM111 68V69H110ZM162 68V69H161ZM176 68H177V70H178V72H176ZM210 68V69H209ZM115 69V70H114ZM190 69V70H189ZM211 69H212V71H211ZM55 70H56V72H55ZM62 70H65V71H62ZM85 70H89L88 68H86ZM154 70V71H153ZM161 70V71H160ZM166 70V71H165ZM214 70V71H213ZM27 71V72H26ZM32 71V72H31ZM59 71H61V72H59ZM67 71H69V72H67ZM107 71L108 70H106L105 72L107 73ZM160 71V72H159ZM165 71V72H164ZM185 72V73H183V72ZM192 72V73H190V72ZM246 71H248L249 73H245V75H252V76H254V78H257V76L260 78V77H262V75H260V74H258V71H256V72H254L255 71V69L254 70H251V69H249V70H246ZM24 72V73H23ZM55 72V73H54ZM211 72V73H210ZM253 72L254 73H256V74H253ZM16 73H21V78L19 79V81H17V80H13L12 79V76H14ZM35 73V74H34ZM62 73H64V74H62ZM161 73V74H160ZM162 73H164V74H162ZM169 75H168V74ZM180 73V74H179ZM182 73H183V76H184V79H183V76H182ZM108 74V73H107ZM106 74V76H108V75H110V74H108L107 75ZM152 74V75H151ZM165 74H167V75H165ZM184 74H186V75H184ZM26 75V76H25ZM30 75H32V77L33 78H35V80L37 81V83H38V85L37 84H31L32 86H29V85H26V86H24L25 84H27L29 81H30V79H29V77H30ZM60 75V76H59ZM65 75V76H64ZM2 76V77H1ZM11 76V77H10ZM63 76H64V78H66V79H64L63 78ZM72 76V77H71ZM104 76L105 75H103V77H101L102 79H100L99 81V86H98V91H99V93H101V92H106L107 90L110 92V90H111V88L112 89H115V87H113L114 85V82L112 83V82H110L111 80H108V79H110V77H112V75H110V76H108L107 77V81L105 80V78H106V76H105V78H104ZM156 76V77H155ZM164 76H166V77H164ZM178 76V77H177ZM186 76V77H185ZM211 76V77H210ZM161 77V76H160ZM63 78V79H62ZM73 78V79H72ZM138 78L140 79L141 78V75L140 76H138ZM214 78V79H213ZM4 79V80H3ZM57 79V80H56ZM227 78H225V80H226ZM68 80V81H67ZM157 80V81H156ZM45 81L47 82V84H48V86H51V87H53V89L54 90H56L57 91V97H56V100H51V99H53L54 97H52V98H50V97H46V96H48V95H50V94H41V92H40V89H39V87L38 86H40V85H42V84H45ZM59 81H61V82H59ZM67 81V82H66ZM71 81V82H70ZM127 81V80H126ZM129 81H131V82H133L131 79H128V81L127 82H129ZM185 81V82H184ZM23 82H25V83H23ZM44 82V83H43ZM56 82V83H55ZM66 82V83H65ZM106 82V83H105ZM112 83V84H110V83ZM118 82V81H117ZM176 82V81H175ZM8 83V84H7ZM13 83V84H12ZM40 83V84H39ZM102 85H101V84ZM120 83V82H119ZM20 84H22V85H20ZM24 84V85H23ZM51 84H54V85H51ZM107 84H108V87L110 86V85H112V87L110 86L109 87V89H108V87H107ZM121 84V83H120ZM137 83H134V84H130L129 86H135ZM187 84V83H186ZM7 85V86H6ZM64 85V86H63ZM78 85V86H77ZM106 85V86H105ZM6 86V87H5ZM105 87V88H102V87ZM180 86H182V85H180ZM66 87V88H65ZM106 87H107V89H106ZM230 87H232L233 88V90H236L237 89V87L238 86H235V85H232V86H230ZM253 87V86H252ZM64 88H65V90H64ZM102 88V89H101ZM4 89V90H3ZM63 89V90H62ZM104 89V90H103ZM175 89V90H174ZM263 89V88H262ZM6 90V91H5ZM17 91V95H15L14 94V91ZM60 90V91H59ZM183 89H179V88H172L171 90H169V91H167V90H165L164 92H163V96H162V94H159L161 97H162V99H164V97L167 95V96H170V93L172 94V95H179L180 97H182V96H185L186 97V99H193V97H197V94L196 95H193V94H191L190 96H188V95H186V94H182V92L184 91H182ZM222 90V88H219V90L217 89V91H221ZM3 91V92H2ZM9 91V92H8ZM32 91V92H31ZM35 91H37V93H35ZM112 91V90H111ZM121 91H123L122 89L120 90V88L118 89V92L120 93ZM172 91H175V92H172ZM5 92V93H4ZM22 92V93H21ZM207 92V91H206ZM8 93V94H7ZM63 93H65V94H63ZM86 93H87V91H86ZM205 93V92H204ZM235 93L236 92H234L233 94H231V96H234L235 95ZM4 94V95H3ZM14 94V95H13ZM36 94H37V96L38 97H36ZM169 94V95H168ZM24 95L26 96V97H24ZM30 95V96H29ZM60 95V96H59ZM70 95V96H69ZM114 96L116 95H118L119 96V94L118 93H116V94H113ZM13 96H15V97H13ZM91 98H94L96 95L95 94H92V95H89ZM230 96V97H231ZM31 97V98H30ZM62 97V98H61ZM64 97V98H63ZM68 97V98H67ZM69 97H71V98H69ZM7 98V99H6ZM12 98H14V99H12ZM23 98H25L27 101L24 103V105H25V107H19V105H18V100H21V99H23ZM47 98V99H46ZM58 98V99H57ZM60 98V99H59ZM6 101H5V100ZM16 99V100H15ZM18 99V100H17ZM32 99H34V100H32ZM63 101H62V100ZM184 99V98H183ZM186 99H184V100H186ZM58 100V101H57ZM64 100H65V102H64ZM9 101V102H8ZM31 103V104H30ZM164 103L166 104V100H164ZM10 104V105H9ZM12 104V105H11ZM62 106V107H61ZM64 106V107H63ZM58 107V108H57ZM20 108V109H19ZM23 108V109H22ZM64 108H66V109H64ZM108 108V109H107ZM106 108V111H105V109L104 110H101L102 111V117L101 118H99V123H101V124H103V125H105V127L104 128H108V125H109V127H114L115 126V124H117V123H115V121L113 120V117H110V118H108L109 116H111L112 114V112H110V111H112V109H110L111 108V106L109 105L108 107ZM2 109V110H1ZM28 109V110H27ZM98 110V109H96V108H94V107H92L90 110ZM238 110L235 112H232V114H230L231 115V118H232V116H234L233 117V120H235L234 122L236 123V125L237 126H239V127H242L243 125H244V123H247L248 121H251V122H253L255 125H257L258 126V128L259 129H263V126L261 125V123L262 122H264V116L260 119V117H261V115H253V119H254V121L249 117V119H247V117H248V115H246V114H244V113H242V109H241V106H238V108H237ZM11 111H13V112H11ZM27 111V112H26ZM241 111V112H240ZM48 112V111H47ZM105 112H107L106 114H105ZM110 112V113H109ZM168 112V113H167ZM238 112V113H237ZM24 113V114H23ZM109 113V114H108ZM122 113V112H121ZM120 113V114H121ZM237 113V114H236ZM240 113V114H239ZM56 114V113H55ZM108 114V115H107ZM111 114V115H110ZM119 114V113H118ZM164 114H165V116H166V114H167V117H165L164 116ZM236 114V115H235ZM57 115V114H56ZM137 118H138V116H137V114H134ZM239 116V117H238ZM245 116V117H244ZM250 116V115H249ZM121 117H122V115H121ZM170 117V113H169V111H165V113H163V115H161V121L159 122V123H161V128H160V124L158 123V125L156 124L155 126H156V128H158L159 130H161V129H163V128H166V127H162V124H163V121H164V123H169L170 121L168 120V118ZM243 117V118H242ZM97 118V116H94V117H92L91 119H96ZM164 118H166V119H164ZM257 118H259V119H257ZM25 119H27V118H25ZM242 119V120H241ZM251 119V120H250ZM168 120V121H167ZM199 120H201V117H200V119ZM260 120V121H259ZM105 122V123H104ZM172 122V121H171ZM258 122H259V124H258ZM108 123V124H107ZM111 124V126H110V124ZM177 123V122H176ZM198 123V124H197ZM107 124V125H106ZM113 124V125H112ZM191 124V123H190ZM192 124H196V126L197 127H195V128H197L198 129V127H202V130L203 129H206V127L204 128V125L206 124V125H209L210 126V124H208V123H204V125H203V123L202 122H200V121H196L195 123H192ZM102 125V126H103ZM183 125V126H182ZM107 126V127H106ZM185 125L184 124H181V126L180 127H184ZM31 128V129H30ZM50 128H54V127H50ZM67 128V127H66ZM66 128H64L63 129V132H66ZM94 128H96V127H94ZM94 128H89L88 129V132H89V134H88V137L87 136H85L84 134H81V132H80V130H76V131H74V130H72V129H70V131L67 133V137H69L70 135V137H69V139H67L66 141L64 140L65 139V137L64 136H59V134H57L59 137H62V140L61 139H59V137L56 139V141L59 143H65V144H68V146H65V150L67 151V150H72V152H75L76 153V155H80L79 157V159L78 160H76V159H74V158H76V157H71V154H69V153H71V152H68L66 155L67 156H63V157H56L55 158V160L57 161H50V163L49 164H46L45 162H43V161H41V159L40 158H36L35 157V155L34 154H32V152L31 153H28V154H24L22 151H19V152H16V154L15 153H12V155H10V157H14V159H16V158H18L19 160H27L26 162H27V165L22 169H18L17 171H16V176L18 177L17 179H12V181H6V183H4V181L2 180V179H0V201H2V200H9V203H13L14 205H17V203H16V198L14 197V196H9V195H7L5 192L6 191H8L9 189V191H16V190H21L22 191V193L24 192V193H26V194H24L27 198H29L30 196H32L34 193L35 194H38L37 196H41V197H39V200H37V201H39L40 203H45V205H42V211L44 212H46V214H48V217L50 218V220L49 221H52V223L54 222V226L53 227H55V235H46V236H44V235H42L41 233H40V231H37V230H35L33 227H35V226H33V225H29L28 223H27V221H25L24 220V217H22L20 214H13V215H9V212H8V210L6 209V206H0V226H1V224H3V222L5 221V219H7V218H10V222L11 223H13L14 224V226H17V227H15L14 229H16L17 231H15V232H13L14 234H17V232H19V233H21L22 235L24 234V236L23 237H27L28 239H31L32 241V244L34 245V246H39L41 243H46V242H49V243H51V245H52V249H50V250H48V252H50V253H53V254H55V256H57L56 257V259L58 258L59 260L62 258H64V254H66V255H69L70 253H72V254H70V255H74L75 254V252H76V254L78 255V259H75L74 260V262H73V264H105L106 262L107 263H109V264H112V258L117 254V253H115L114 252V250L112 251V253L110 254V252H109V250L108 249H106L107 248V246L105 245V243H103V241H105V240H107V237H108V235H104V236H99V238H98V236H94L93 238H90L89 240L88 239H83V246L82 245H80V244H78V245H75V244H73L71 241H70V243H66L65 242V238H66V234H67V229H69V230H74L75 228H80V231L82 232V233H84V234H87L89 231H86V229L88 230L89 228H90V230H92V227L94 228L95 226H96V229H101V227L103 226V224L102 223H104V221L102 220V219H99V221L98 222H96V223H98V224H96L95 226H93L94 224H91L89 227L88 226H86V224L84 225L83 224V222L82 221H80V216H78L79 218L77 219L76 217H75V220H69L68 222H67V224H64V223H58V225H56V222H58L59 221V219L60 218H63V217H65L66 216V214H68V213H70V208H71V206H72V198L74 197V194H77V193H81L80 195H82V197L83 196H85V194L83 193L84 192V189H90V191H96L97 192V194L98 195H100L101 196V198H102V200L103 201H105V203H104V205L105 206H110L109 208L107 207V209H105L106 211H112L113 209L114 210H116V211H120L121 213H125V209H124V207H123V205H122V203H123V201H121V200H123V198L122 197H124V195H129L130 193H129V191H130V189H132L131 191H133V186L129 183V182H127V181H125V180H122V178H120V173L119 172H117V171H114L115 173H116V175H114L113 177H111V178H106V177H104V175L101 177V180L103 181L104 179H106L105 181H103V184H105L104 186H102L101 188L102 189H100V187H98V188H95L94 187V185L93 184H90L89 185V182H88V180H85V172H86V170L84 169L85 167H82V165H81V163H79V160H80V162L84 159V160H92V159H94V162H96V163H100L101 165L102 164H104V163H102V160H98V158L96 157V156H93L94 154H97V152H100V151H104V150H106V151H108L110 148H109V146H107V145H105L104 146V144H98V145H96L95 147L93 146V145H91L90 144V142H91V136H93L94 134L92 133L93 132V129ZM148 128V127H147ZM150 129H152V127H149ZM185 128H186V126H185ZM215 127H212L211 129H214ZM20 130V131H22V132H25V133H21L20 132V134H18L17 135V132L15 133V131L16 130ZM33 129V130H32ZM45 129V130H44ZM97 129V128H96ZM228 129V128H227ZM7 130V131H6ZM15 130V131H14ZM55 131H59V129L58 128H56V129H54ZM153 130V129H152ZM4 131V132H3ZM36 132V133H35ZM39 133V134H38ZM48 133H51V132H48ZM73 133V134H72ZM77 133V134H76ZM90 133L92 134V135H90ZM70 134V135H69ZM80 134V135H79ZM170 134H173V135H175V137H174V139H173V142H171V143H169L168 144V146H172L173 144H176V145H182V141H181V136L183 135L182 133H179L178 131H172V132H170ZM4 135V136H3ZM14 135V136H13ZM31 135V136H30ZM49 135V134H48ZM75 137H73V136ZM79 135V136H78ZM32 136H34V137H32ZM47 136V137H46ZM78 136V137H77ZM4 137V139H2ZM73 137V138H72ZM83 138L84 140H83V142L85 143V145H86V147L85 148H82V146H81V144H83V143H81L80 141H75V140H78V139H80V138ZM243 138L242 140H240V138ZM29 138V139H28ZM35 138V139H34ZM77 138V139H76ZM81 138V139H82ZM86 138H87V140H86ZM89 138V139H88ZM229 138V139H228ZM238 138V139H237ZM34 140V142H32L33 140ZM49 139H52L53 141H54V139H53V137H50ZM49 139H47V140H49ZM219 139V141H217ZM225 139H227V140H230V141H232L233 139V142H235L236 144H238L239 146L242 144L243 145V143L245 144V138H244V136H241L240 134H238L237 132L234 134V136H232V137H222V138H213L212 140L214 141H212L211 140V142L209 143V142H207V141H205V142H202V145H201V147L202 148H207V146L210 144V146H212V147H214V150L216 151V152H218L219 154H220V157H221V159L220 160H218L217 158H215V157H212V158H210L211 160H213L215 163H216V168L218 169V170H220V171H222V172H229L230 171V173L231 172H233V171H235V169H237L239 166H240V164L238 163V162H235V159L233 158V157H231L229 154L227 155V152L226 151H221L220 149H218L217 147H218V145L217 144H219V143H223L224 141L226 142V140ZM32 142H30V141ZM61 140V141H60ZM7 141V142H6ZM88 141V142H87ZM172 141V140H171ZM221 141V142H220ZM4 142V143H3ZM10 142V143H9ZM73 142L75 143V144H73ZM77 142V143H76ZM80 142V143H79ZM217 142V143H216ZM122 144V145H121ZM172 144V145H171ZM195 144H198V143H196L195 142ZM214 144V145H213ZM216 144V145H215ZM9 145V146H8ZM13 145V146H12ZM80 145V146H79ZM149 145H152V144H150L149 143ZM15 146V147H14ZM62 147L63 145H59V147ZM80 148H79V147ZM94 148H93V147ZM118 146H119V148L122 150L124 147L123 146H126L125 144H123V143H118ZM130 147H133V145H129ZM13 147V148H12ZM58 147V146H57ZM102 147H103V149H102ZM108 147V148H107ZM63 148V147H62ZM83 150H82V149ZM125 148H127L128 149V147H125ZM262 148L263 147H257V152H259V153H261V154H264V148H263V150H262ZM92 149V150H91ZM77 150V151H76ZM88 150H90V151H88ZM65 151V152H66ZM80 151V152H79ZM214 151V152H215ZM241 152H243V151H241ZM20 153V154H19ZM93 154V155H92ZM141 154H143V153H141ZM203 154H205V153H203ZM224 154V155H223ZM28 155V156H27ZM30 155V156H29ZM33 155V156H32ZM85 155V156H84ZM20 156V157H19ZM24 156L25 157H27V158H24ZM214 156H216V155H214ZM30 157V158H29ZM34 157V158H33ZM68 157H70V158H68ZM96 157V158H95ZM129 157V156H128ZM254 157H256V156H254ZM2 158V156L0 155V159ZM223 158H224V160H223ZM30 159H32V160H30ZM72 160L73 162V164H74V166L73 167H69L71 164H68L67 163V161L68 160ZM109 162L108 163H105L104 164V170H111L110 168H108L107 166H109L111 163H113L114 161H119V162H121V163H119V165H118V171H122V173L123 174H127V176L128 177H134L135 176V174H136V172H131V168L133 169V167H135V166H137V167H139V169H141V165H142V162L141 161H139L138 160V158H133L132 156H130L129 158H106ZM228 159V160H227ZM230 159V160H229ZM29 160V161H28ZM227 160V161H226ZM36 161V162H35ZM139 161V162H138ZM233 161V162H232ZM38 162V163H37ZM55 162V163H54ZM133 164H132V163ZM29 163V164H28ZM137 163V164H136ZM138 163H141V165L140 164H138ZM58 164V165H57ZM62 164V165H61ZM72 164V165H73ZM92 164V165H91ZM130 164V165H129ZM43 165V166H42ZM51 165H53V168H52V166ZM54 165H55V168L56 169H58V168H60V170H64L65 172H67V175H64V176H62L61 174L59 175L57 172H55V168H54ZM90 165H91V167L92 168H94L95 166L93 165V163H92V161H91V163H90ZM127 165V166H126ZM162 165V163H160L159 164V166H161ZM222 165V166H221ZM239 165V166H238ZM23 166V165H22ZM49 166V167H48ZM78 166V167H77ZM63 167V168H62ZM68 167H69V169H68ZM219 167V168H218ZM223 168V169H222ZM46 169L48 170L47 172H46ZM96 169V168H95ZM171 169V168H170ZM173 169L174 168H172V171H173ZM50 170H51V172H50ZM59 170V169H58ZM98 170V169H97ZM101 170H102V168H101ZM226 170V171H225ZM21 171V172H20ZM85 171V172H84ZM162 171H164V168H162ZM34 172V173H33ZM27 174V175H26ZM42 174H43V177H42ZM70 174V175H69ZM101 174H103V173H101ZM129 174V175H128ZM20 175V176H19ZM25 175V176H24ZM30 175V176H29ZM32 175H35V176H32ZM76 175V176H75ZM38 176H39V179H38ZM47 176V177H46ZM48 176H49V179H48ZM57 176H59V177H57ZM80 176V177H79ZM82 176V177H81ZM84 176V177H83ZM98 176V175H97ZM20 177V178H19ZM22 177V178H21ZM31 177V178H30ZM54 177V178H53ZM61 177V178H60ZM43 178V179H42ZM68 178V179H67ZM70 178V179H69ZM129 178V179H130ZM28 179V180H27ZM42 179V180H41ZM56 179V180H55ZM64 179H66V180H64ZM81 179V180H80ZM16 180V181H15ZM21 180V181H20ZM36 180V181H35ZM67 180H69L70 182H68ZM77 180V181H76ZM121 180V181H120ZM3 181V182H2ZM20 181V182H19ZM26 181H29V182H26ZM64 181H65V183H64ZM69 183H67V182ZM115 181V182H114ZM12 182V183H11ZM22 182V183H21ZM117 182V183H116ZM120 182V183H119ZM126 182L128 183L127 185H126ZM4 185H3V184ZM32 183V184H31ZM52 183V184H51ZM62 185H61V184ZM63 183H64V185H63ZM122 183V184H121ZM12 184H14V185H12ZM16 184V185H15ZM112 184H114V185H112ZM17 185H18V187H17ZM22 185V186H21ZM26 185V186H25ZM29 185V186H28ZM71 185V186H70ZM80 185H82L83 186V188H82V186H80ZM93 185V186H92ZM110 185H111V187H110ZM8 186V187H7ZM20 186H21V188H20ZM38 186V187H37ZM47 186V187H46ZM61 186V187H60ZM68 186H70V187H68ZM87 186H89V188H87ZM129 186H131V187H129ZM11 187V188H10ZM38 189H37V188ZM42 187V188H41ZM45 189H44V188ZM66 187V188H65ZM67 187H68V189H67ZM81 187V188H80ZM94 187V188H93ZM106 187V188H105ZM117 187L118 188V191H117V188L115 189V188ZM23 188V189H22ZM40 188V189H39ZM48 188V189H47ZM63 188V189H62ZM3 189H5V191H2ZM8 189V190H7ZM36 189V190H35ZM60 189V190H59ZM81 189H83L82 191H81ZM92 189V190H91ZM106 189V190H105ZM35 190V191H34ZM42 190V191H41ZM44 190H45V192H44ZM46 190H47V192H46ZM70 190H71V193H69L70 192ZM136 190V189H135ZM26 191V192H25ZM62 191V192H61ZM66 191V193H64L63 194V192H65ZM109 191H111V192H109ZM124 191V192H123ZM31 192V193H30ZM32 192H34V193H32ZM50 192V193H49ZM52 192H53V194H52ZM57 192V193H56ZM74 192V193H73ZM107 192V193H106ZM114 192V193H113ZM122 192H123V194H122ZM41 193V194H40ZM55 193V194H54ZM101 193V194H100ZM109 193H111V196H110V194ZM43 194H45L44 195V197H43ZM116 194H117V196H116ZM47 195H51L52 197H50V201H52V202H50V203H48L49 201V197L47 198ZM56 195H60L59 197L58 196H56ZM66 195V196H65ZM115 195V196H114ZM121 196V197H120ZM58 198V199H57ZM65 198H66V200H65ZM87 198V197H86ZM121 198V199H120ZM46 201H45V200ZM115 199V200H114ZM44 200V201H43ZM55 200V201H54ZM114 200V201H113ZM13 201V202H12ZM48 201V202H47ZM56 201H57V203H56ZM66 201V202H65ZM110 201V202H109ZM121 201V202H120ZM35 202V201H34ZM33 201L31 202V204H30V207H32V209H38L39 208V205H35V203H34ZM47 202V203H46ZM114 202V203H113ZM51 203H52V205L53 206H50L51 205ZM61 203V204H60ZM62 203H63V206H62ZM113 203V204H112ZM58 204V205H57ZM55 205H57V206H55ZM70 205V206H69ZM113 205V206H112ZM121 205V206H120ZM45 206V207H44ZM49 206V207H48ZM62 206V207H61ZM68 206V207H67ZM18 207H20V204H18ZM48 207V208H47ZM50 207H52V208H50ZM61 207V208H60ZM117 209H116V208ZM120 207H122V209H120ZM2 208V209H1ZM5 208V209H4ZM50 208V209H49ZM59 208V209H58ZM52 209V210H51ZM54 209H56L55 211H54ZM112 209V210H111ZM49 210L51 211V212H49ZM4 211V212H3ZM61 211V212H60ZM65 211V212H64ZM116 211H114V212H112V213H115ZM45 212H44V214H45ZM48 212V213H47ZM53 212V213H52ZM60 212V213H59ZM54 213H56V214H54ZM59 214V215H58ZM17 215V216H16ZM53 215H55V216H53ZM3 216V217H2ZM5 216V217H4ZM9 216V217H8ZM57 216V217H56ZM52 217V218H51ZM2 218V219H1ZM14 218V219H13ZM48 218V219H49ZM21 219V220H20ZM53 219V220H52ZM55 219H56V221H55ZM89 218H85L84 220H88ZM4 220V221H3ZM22 221V222H21ZM73 222V223H72ZM102 222V223H101ZM106 222V221H105ZM17 223H19V224H17ZM25 223V224H24ZM68 225V226H67ZM65 228H64V227ZM100 226V227H99ZM29 227V228H28ZM74 227V228H73ZM1 228H2V230L0 231V258H1V253L3 252V249H2V246H1V243L3 242V240H2V234L3 233H7L8 232V234H10V231L11 230H6L5 229V225H2L1 226ZM95 230V229H94ZM134 230H136V232L134 231ZM3 231V232H2ZM23 231H24V233H23ZM60 232V233H59ZM131 232H132V234L133 235H131V234H128L127 236H128V238L129 239H131L130 241L131 242H133V244H135L134 245V248L132 249V254L134 255V256H136L135 258L138 260V253L136 254V251H137V246H138V239H136L135 238V236L138 238L139 237V234H138V230H137V227H133V229L131 228ZM39 233V234H38ZM34 234V235H33ZM135 234V235H134ZM21 235V236H22ZM26 235V236H25ZM58 235H60V236H58ZM79 235H80V233H79ZM78 235V236H79ZM130 235V236H129ZM138 235V236H137ZM132 236V237H131ZM134 236V237H133ZM18 237H20V236H18ZM57 237V238H56ZM97 237V238H96ZM35 238V239H34ZM20 240V238H17V240ZM52 239V240H51ZM136 239V240H135ZM133 240V241H132ZM46 241V242H45ZM54 244H53V243ZM56 242H57V244H56ZM137 243V244H136ZM16 244V243H15ZM105 247H104V246ZM11 246V245H10ZM124 248L122 247L119 251L122 253V254H124L125 252V248L127 249H129V247H127V244L126 243H124ZM85 247V248H84ZM62 248V249H61ZM99 248H101V249H99ZM105 248V249H104ZM79 249V250H78ZM80 249H81V251H84V253H82L81 251H80ZM135 249V250H134ZM24 251V253H23V255L20 257L19 256V254H18V252L19 251ZM61 250L63 251V252H61ZM77 250V251H76ZM86 251V252H85ZM130 251V250H129ZM9 252V251H8ZM26 252H28V250H27V247L26 246H24V245H19L18 243L16 244V246H14L13 248H12V250L9 252V254H7L8 256L6 257V259L5 260H2V259H0V264H29L30 262H32L31 260H33V262L32 263H34V264H43V260L40 258V257H36V256H34V255H27L26 254ZM64 253V254H63ZM91 253V254H90ZM98 253V254H97ZM15 254H16V256H15ZM46 254H47V251H46ZM94 254V255H93ZM110 254V255H109ZM40 255V254H39ZM24 256V257H23ZM61 256V257H60ZM30 258H32V259H30ZM121 258V257H120ZM116 259L115 260V263H120V264H122V262H123V264H128V263H126V259L125 258H127V257H124V259L123 258H121V259ZM9 259H11V260H9ZM107 259V260H106ZM29 260V261H28ZM38 261V262H37ZM42 262V263H39V262ZM100 261H102V262H100ZM104 261V262H103ZM134 261V264H136V261L135 260H133ZM94 262V263H93ZM106 263V264H107ZM49 264V263H48ZM50 264H53V263H50ZM130 264V263H129Z\"/></svg>", "mask_w": 264, "mask_h": 264}]
</instances>
